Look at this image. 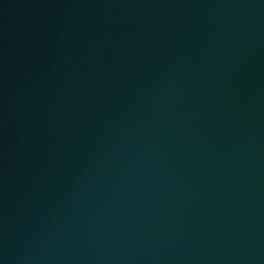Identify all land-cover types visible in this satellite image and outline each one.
Here are the masks:
<instances>
[{"label": "water", "instance_id": "water-1", "mask_svg": "<svg viewBox=\"0 0 264 264\" xmlns=\"http://www.w3.org/2000/svg\"><path fill=\"white\" fill-rule=\"evenodd\" d=\"M0 264H264V0H0Z\"/></svg>", "mask_w": 264, "mask_h": 264}]
</instances>
